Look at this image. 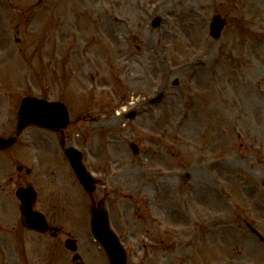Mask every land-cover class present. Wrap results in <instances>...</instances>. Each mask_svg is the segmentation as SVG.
<instances>
[{"label": "rangeland", "instance_id": "rangeland-1", "mask_svg": "<svg viewBox=\"0 0 264 264\" xmlns=\"http://www.w3.org/2000/svg\"><path fill=\"white\" fill-rule=\"evenodd\" d=\"M27 95L70 110L68 146L104 182L129 264H264L246 225L264 236V0H0V135L15 132ZM47 137L28 180L37 206L78 240L84 264H108L92 200ZM15 172L0 154L5 225L21 220ZM9 241L0 264H73L64 247Z\"/></svg>", "mask_w": 264, "mask_h": 264}, {"label": "water", "instance_id": "water-1", "mask_svg": "<svg viewBox=\"0 0 264 264\" xmlns=\"http://www.w3.org/2000/svg\"><path fill=\"white\" fill-rule=\"evenodd\" d=\"M223 27L224 22L221 19H215L212 25V35L219 37ZM18 120L19 131H22L27 124H35L54 131H62L69 122V112L61 102L50 103L46 100L26 97L22 100L18 113ZM14 142L15 138L3 139L0 137V149L9 147L13 145ZM130 146L135 153L138 152V148L134 144ZM67 155L85 190L92 193L95 190L96 182L83 165L82 154L75 149H69ZM17 195L23 201L22 212L26 217L28 226L35 229L46 230L47 223L45 218L32 210L33 201L35 200L34 191L19 189ZM92 216V232L95 239L99 241L105 249L111 264H127L126 251L110 228L107 212L104 209H93ZM67 246L73 251L76 249L75 244L71 241L67 242ZM78 259L79 256L77 255L75 260Z\"/></svg>", "mask_w": 264, "mask_h": 264}, {"label": "flooded vegetation", "instance_id": "flooded-vegetation-1", "mask_svg": "<svg viewBox=\"0 0 264 264\" xmlns=\"http://www.w3.org/2000/svg\"><path fill=\"white\" fill-rule=\"evenodd\" d=\"M44 132L56 135L54 133L41 130L37 127H28L26 129V138L24 139L25 142H21L22 144H19V149L15 151L13 149L4 151V153L10 155L15 162L16 173L10 175L8 178L9 180L7 183L9 184V188L14 187V189H17L22 186H30L31 184L28 180L34 175H40L42 161L45 160L44 154L50 153L45 143L48 138L47 136L43 135ZM57 136H59L61 149H64V146H66V141L68 139H71V136L67 134ZM20 146L22 147L20 148ZM21 160H23V162ZM25 162L29 163L30 167L27 166ZM6 188V186H0V191H5ZM93 202L96 203V201ZM0 212L8 214L9 207L6 208L5 205L1 203ZM4 226L5 227L3 228L0 227V234L3 235V237L0 238V243H2L4 249H7V251H9V257H12V254L9 250V245L11 243L9 240H12V242L14 241V239L18 241H24L27 239V237L30 236H35L36 238L42 240L45 238L46 241L51 242L50 250H55L56 247L61 248L64 241L72 237L71 232H66L61 226L54 223L50 224L51 228L47 232L30 230L26 227L23 217L21 218V223H11V225L7 224ZM156 246L157 249L160 248L158 245ZM67 254L68 256L72 255L71 252L66 248L62 249V255L67 256Z\"/></svg>", "mask_w": 264, "mask_h": 264}, {"label": "bare ground", "instance_id": "bare-ground-1", "mask_svg": "<svg viewBox=\"0 0 264 264\" xmlns=\"http://www.w3.org/2000/svg\"><path fill=\"white\" fill-rule=\"evenodd\" d=\"M117 23L119 22V20L116 21Z\"/></svg>", "mask_w": 264, "mask_h": 264}]
</instances>
